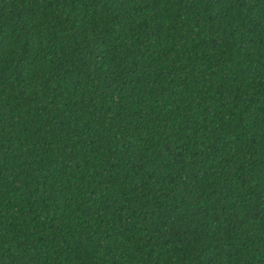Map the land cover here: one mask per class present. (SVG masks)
Segmentation results:
<instances>
[{"label": "trees", "instance_id": "trees-1", "mask_svg": "<svg viewBox=\"0 0 264 264\" xmlns=\"http://www.w3.org/2000/svg\"><path fill=\"white\" fill-rule=\"evenodd\" d=\"M0 264H264V0H0Z\"/></svg>", "mask_w": 264, "mask_h": 264}]
</instances>
